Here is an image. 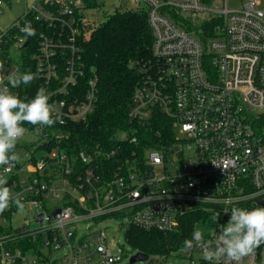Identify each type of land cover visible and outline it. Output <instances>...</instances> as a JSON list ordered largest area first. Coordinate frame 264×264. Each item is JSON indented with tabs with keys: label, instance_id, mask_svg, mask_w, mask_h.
Masks as SVG:
<instances>
[{
	"label": "built area",
	"instance_id": "obj_1",
	"mask_svg": "<svg viewBox=\"0 0 264 264\" xmlns=\"http://www.w3.org/2000/svg\"><path fill=\"white\" fill-rule=\"evenodd\" d=\"M11 2L0 0V14ZM136 2L152 33V62L140 68L128 119L145 123L155 113L168 117L171 130L183 138L174 134L170 148L128 153L115 144L71 157L57 146L39 150L58 142L62 127L86 121L94 108L96 75L85 66L78 45L79 24L89 20L86 8L81 0H34L14 23L0 28L5 74L25 72L22 56L31 51L38 89L43 86L52 94L49 103L62 120L52 127L25 124L24 142L34 145L33 151L17 144L25 154L9 171L0 168L33 223L7 230L18 210L12 206L0 214V264H88L94 256L100 264H114L122 254L114 257L108 247L102 220L124 217V232L132 226L167 234L187 215L203 212L206 239H215L232 207L251 209L264 199V11L259 1L247 0L240 10H228L226 4L216 10L205 0ZM26 21L44 26L31 44L21 31ZM18 90L11 89L19 97ZM183 144L191 155L174 163L166 152L179 153L181 159ZM37 150L45 152L39 161ZM24 170L33 177H21ZM55 201L61 205L47 211L46 205ZM56 209L58 218L52 220ZM215 213L219 219L214 224ZM183 260L216 264L204 260L200 248L185 250L183 245L170 254L148 255L144 262ZM262 263L264 246L240 262Z\"/></svg>",
	"mask_w": 264,
	"mask_h": 264
},
{
	"label": "trees",
	"instance_id": "obj_2",
	"mask_svg": "<svg viewBox=\"0 0 264 264\" xmlns=\"http://www.w3.org/2000/svg\"><path fill=\"white\" fill-rule=\"evenodd\" d=\"M81 1L86 9L98 5L95 0ZM34 28L37 32L44 30L40 24ZM79 28L81 35L78 45L82 61L96 75L94 108L86 121L62 127L63 137L58 142L52 140L39 147V150L57 146L71 157L84 149L108 150L115 144L121 145L128 153L134 150L140 152L143 148H170L174 142V132L168 117L155 113L145 123L130 122L128 119L132 95L141 79L140 68L152 62L153 37L145 13L137 9L116 10L106 15L100 23L81 22ZM32 38L28 37L30 44ZM30 52L26 50L22 60L25 71L33 73ZM5 58L1 57L0 60ZM37 90L36 80L28 86L21 85L19 98L29 100ZM122 134L125 138L120 136ZM106 164L107 168L112 167V163ZM205 218V213L193 212L182 219L176 231L167 234L128 226L124 232L125 239L135 253L150 256L170 254L181 247L185 239H191L194 227L205 226ZM24 243L31 244L27 241Z\"/></svg>",
	"mask_w": 264,
	"mask_h": 264
},
{
	"label": "clouds",
	"instance_id": "obj_3",
	"mask_svg": "<svg viewBox=\"0 0 264 264\" xmlns=\"http://www.w3.org/2000/svg\"><path fill=\"white\" fill-rule=\"evenodd\" d=\"M21 31L27 37L37 34L30 21L25 22ZM35 79L30 70L5 74L4 62L0 61V168L4 171L16 166L17 142L28 132L25 124L52 127L62 122L49 103L52 94L45 87L41 86L31 100H21L11 91L21 85H30ZM7 185L8 180L0 176V214L12 206L23 212L25 204L20 194L14 195ZM230 213V219L220 226V234L215 239H206L205 229L194 227L191 239L183 242L184 249L200 248L203 259L216 264L222 260L225 264H240L243 258L253 254L264 244V206L260 203L251 209L234 206ZM218 219L219 213H215L211 222L215 224Z\"/></svg>",
	"mask_w": 264,
	"mask_h": 264
},
{
	"label": "rangeland",
	"instance_id": "obj_4",
	"mask_svg": "<svg viewBox=\"0 0 264 264\" xmlns=\"http://www.w3.org/2000/svg\"><path fill=\"white\" fill-rule=\"evenodd\" d=\"M98 4L97 7L92 9H84V14L87 19H89V22L92 23H100L105 19L106 15H110L113 12L117 11H124V10H139L141 4H136L134 0H95ZM206 5L208 7H211L216 10H220L224 8V5L226 4V7L228 10H240L243 8V5L245 4V1L247 0H205ZM259 1V9L261 11H264V0H258ZM34 3V0H12L10 7L3 8V13L0 14V28H6L12 23H14L18 17L23 13L26 7L30 6ZM13 57H16V54H13ZM174 134H176L177 139H183L181 135L178 133V130L175 129ZM121 137H124V134L120 135ZM26 137H22L17 144L28 147V150L30 152L33 151L34 145H27L26 142H24ZM31 139V138H30ZM28 139V140H30ZM181 149L183 151V156L181 159H178L176 154L172 153L170 149L166 152V156L171 157L174 163L180 164L182 161H184L189 155H191V151L187 149V145L183 144L181 146ZM45 155L44 151H36L34 153V157L37 161H39L43 156ZM170 168H173L171 164H168ZM21 177H24L26 179L32 178L34 173L29 172L27 170H24L21 174H19ZM6 179H8V176H4ZM60 206V201H55L51 205H46V210L48 211L52 206ZM31 221V216L27 209H24L23 212L17 211L15 215L9 219V222L6 224L5 229L7 230H13L24 223L26 225L30 224L33 225ZM127 223V219L124 217H120L117 219H108V220H102L100 221V228L105 232L106 234V243L108 247L111 249L114 257H118L122 254V258L115 262L114 264H131L129 263V256L135 251L129 246V244L126 242L125 234H124V224ZM86 224H81V228L84 229ZM205 229V232L208 231V228L206 226L202 227ZM62 253V252H61ZM54 254L53 257L58 259V256L61 254ZM178 255V254H177ZM88 264H100L98 263L97 257L94 256L92 260ZM132 264H145V262H135ZM170 264H187L185 260L183 261H172ZM264 264V263H262Z\"/></svg>",
	"mask_w": 264,
	"mask_h": 264
},
{
	"label": "water",
	"instance_id": "obj_5",
	"mask_svg": "<svg viewBox=\"0 0 264 264\" xmlns=\"http://www.w3.org/2000/svg\"><path fill=\"white\" fill-rule=\"evenodd\" d=\"M134 1H137V0H134ZM27 43L24 44V46H26ZM173 150H177V147H174ZM17 152L19 154L20 157H22L24 154H25V150L24 149H17ZM177 156L179 157L180 154L178 153ZM258 203L261 204V206H264V199H261V200H258L257 201V205ZM59 212H60V209H56L53 213L50 214L49 218L52 219V220H55L58 218V215H59ZM43 219V216L42 214L38 216L37 218V221L38 222H41ZM148 259V255L147 254H144L142 252H136L134 255H132L130 258H129V263H135V262H144Z\"/></svg>",
	"mask_w": 264,
	"mask_h": 264
},
{
	"label": "crops",
	"instance_id": "obj_6",
	"mask_svg": "<svg viewBox=\"0 0 264 264\" xmlns=\"http://www.w3.org/2000/svg\"><path fill=\"white\" fill-rule=\"evenodd\" d=\"M136 4H137V2L136 1H134ZM246 2V1H245Z\"/></svg>",
	"mask_w": 264,
	"mask_h": 264
}]
</instances>
